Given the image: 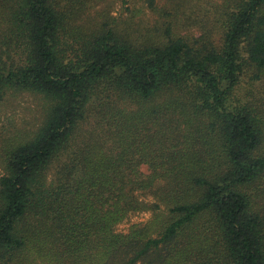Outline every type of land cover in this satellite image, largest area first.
Returning <instances> with one entry per match:
<instances>
[{"label":"trees","instance_id":"16d2710c","mask_svg":"<svg viewBox=\"0 0 264 264\" xmlns=\"http://www.w3.org/2000/svg\"><path fill=\"white\" fill-rule=\"evenodd\" d=\"M103 1L2 0L0 99L51 107L6 152L0 264H264V0H145L139 36L78 25Z\"/></svg>","mask_w":264,"mask_h":264},{"label":"rangeland","instance_id":"374dc122","mask_svg":"<svg viewBox=\"0 0 264 264\" xmlns=\"http://www.w3.org/2000/svg\"><path fill=\"white\" fill-rule=\"evenodd\" d=\"M110 19L129 27L134 36H139L154 27L158 17L151 12L145 0H104L93 5L88 14L80 18L78 25L89 27ZM11 31L6 9L0 0V65L10 63V59L16 62L19 60L14 51L15 44ZM50 107L49 100L44 96L28 91L8 90L0 99V176L6 173V152L17 144L32 141L40 133L48 120ZM142 172L148 174L147 167H143ZM138 199L147 205L155 202V197L150 193H139ZM151 216L150 211L136 212L117 229L119 232L127 233L131 226L145 223Z\"/></svg>","mask_w":264,"mask_h":264}]
</instances>
